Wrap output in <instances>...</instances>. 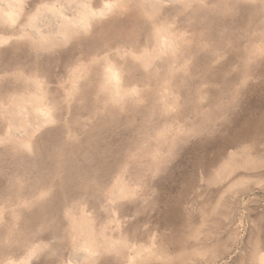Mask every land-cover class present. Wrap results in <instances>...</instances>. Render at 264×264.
Here are the masks:
<instances>
[{
    "label": "rangeland",
    "instance_id": "obj_1",
    "mask_svg": "<svg viewBox=\"0 0 264 264\" xmlns=\"http://www.w3.org/2000/svg\"><path fill=\"white\" fill-rule=\"evenodd\" d=\"M0 264H264V0H0Z\"/></svg>",
    "mask_w": 264,
    "mask_h": 264
}]
</instances>
